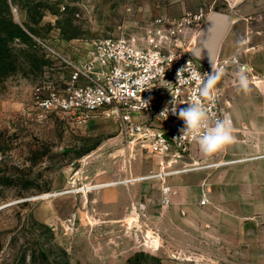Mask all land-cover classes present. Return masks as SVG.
Returning a JSON list of instances; mask_svg holds the SVG:
<instances>
[{
  "label": "rangeland",
  "instance_id": "rangeland-1",
  "mask_svg": "<svg viewBox=\"0 0 264 264\" xmlns=\"http://www.w3.org/2000/svg\"><path fill=\"white\" fill-rule=\"evenodd\" d=\"M6 2L12 20L37 44L10 42L14 69L0 76V264H264V217L258 231L250 224L230 231L205 225L204 231L200 221L172 222L175 191L164 190L167 177L83 191L87 185L155 174L161 158L127 147L109 115L74 122L41 110L35 96L38 86L60 89L67 79L65 65L42 44L81 61L94 40L137 35L158 16L199 8L232 16L219 59L245 63L249 82L264 79V0ZM228 70L216 84L223 106L228 89L237 84V68ZM258 157L264 151L186 161L243 159L234 162L240 163ZM202 186L196 189L200 199ZM53 192L62 193L41 197ZM147 232L158 237L156 245Z\"/></svg>",
  "mask_w": 264,
  "mask_h": 264
},
{
  "label": "built area",
  "instance_id": "built-area-1",
  "mask_svg": "<svg viewBox=\"0 0 264 264\" xmlns=\"http://www.w3.org/2000/svg\"><path fill=\"white\" fill-rule=\"evenodd\" d=\"M207 16L199 8L176 17L158 16L147 23L139 34L113 36L94 40L89 56L81 61L69 59L51 47L42 44L48 55L55 56L67 68V79L60 89L50 84L38 86L35 96L41 110L55 111L74 122H86L97 114H106L116 122L117 134L127 147H139L161 158L155 174L127 177L126 183L136 180L165 177L195 170L234 163L243 159L217 163H188L191 148L198 146L190 135L182 133L184 121L171 111L166 118L160 116L171 101L177 102L176 112L186 102L204 104L212 120L230 119L233 134L236 129L221 100L216 85L214 99L195 97V82L181 85L191 70L203 75L217 67H248L245 63H228L232 58L218 59L208 65L190 53L194 37ZM235 73V72H234ZM143 100L148 101L144 107ZM198 169V168H197ZM166 186L164 190H168ZM202 191L200 203L206 202Z\"/></svg>",
  "mask_w": 264,
  "mask_h": 264
},
{
  "label": "crops",
  "instance_id": "crops-1",
  "mask_svg": "<svg viewBox=\"0 0 264 264\" xmlns=\"http://www.w3.org/2000/svg\"><path fill=\"white\" fill-rule=\"evenodd\" d=\"M249 89L241 91L235 84L228 89V98L223 97L225 110L236 129L234 142L212 155H205L199 146H193L188 159L214 161L264 151V79L249 82ZM166 181L169 189L175 191L170 196L175 209L172 222L200 221L204 231L205 225L230 231L250 224L258 231L264 217V157L196 168L169 176ZM201 183L205 190L204 204L196 192Z\"/></svg>",
  "mask_w": 264,
  "mask_h": 264
},
{
  "label": "clouds",
  "instance_id": "clouds-1",
  "mask_svg": "<svg viewBox=\"0 0 264 264\" xmlns=\"http://www.w3.org/2000/svg\"><path fill=\"white\" fill-rule=\"evenodd\" d=\"M241 46L245 41L238 42ZM228 63H238L236 57H233ZM225 74L224 67H217L213 72L203 75L199 71L191 70L189 78L187 80L181 79L179 83L181 85L185 83L195 82V97L207 98L209 101L214 99L213 90L219 80ZM237 87L239 90L248 92L249 79L247 76V70L244 67H238L234 73ZM144 107L147 106L148 101L143 100ZM187 106L181 108L179 112H176L177 102L173 99L171 101L172 107H165L160 116L166 118L171 111L173 114H178L179 118L184 121V128L182 133L190 135L198 143L199 149L205 155H212L219 151H222L228 145L234 142L235 136L233 134V127L229 118L224 117L222 119L212 120L209 117L206 106L194 99L192 102H186Z\"/></svg>",
  "mask_w": 264,
  "mask_h": 264
},
{
  "label": "water",
  "instance_id": "water-1",
  "mask_svg": "<svg viewBox=\"0 0 264 264\" xmlns=\"http://www.w3.org/2000/svg\"><path fill=\"white\" fill-rule=\"evenodd\" d=\"M232 24V16L219 10L207 14L202 26L194 37L190 53L208 65H215L219 59L222 41Z\"/></svg>",
  "mask_w": 264,
  "mask_h": 264
},
{
  "label": "trees",
  "instance_id": "trees-1",
  "mask_svg": "<svg viewBox=\"0 0 264 264\" xmlns=\"http://www.w3.org/2000/svg\"><path fill=\"white\" fill-rule=\"evenodd\" d=\"M19 39L26 44L30 40L34 46L36 42L32 40L20 26L12 20L6 0H1L0 9V76L14 69V61L11 59V48L9 43Z\"/></svg>",
  "mask_w": 264,
  "mask_h": 264
},
{
  "label": "bare ground",
  "instance_id": "bare-ground-1",
  "mask_svg": "<svg viewBox=\"0 0 264 264\" xmlns=\"http://www.w3.org/2000/svg\"><path fill=\"white\" fill-rule=\"evenodd\" d=\"M197 168H199L197 166ZM123 182H126V180H121V181H108V182H105V183H97V184H93V185H87V186H83L81 189L83 191H87L91 188H98V187H103V186H112V185H116V184H119V183H123ZM66 191V190H65ZM69 191H72V190H69ZM62 192H53L52 194H43V196L41 197H46L47 195H57V194H60ZM131 220L132 218H128V223L131 224ZM147 237L148 239L150 240L149 242L152 244V245H156L158 243V237L153 235L151 232H147Z\"/></svg>",
  "mask_w": 264,
  "mask_h": 264
}]
</instances>
